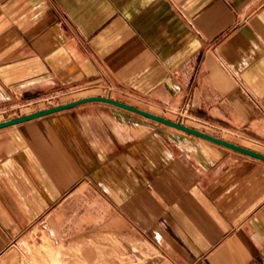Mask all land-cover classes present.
<instances>
[{
    "label": "crops",
    "instance_id": "crops-1",
    "mask_svg": "<svg viewBox=\"0 0 264 264\" xmlns=\"http://www.w3.org/2000/svg\"><path fill=\"white\" fill-rule=\"evenodd\" d=\"M54 94L264 154V0H0V123ZM43 225H108L133 264H264V161L82 103L0 129V264Z\"/></svg>",
    "mask_w": 264,
    "mask_h": 264
},
{
    "label": "rangeland",
    "instance_id": "rangeland-1",
    "mask_svg": "<svg viewBox=\"0 0 264 264\" xmlns=\"http://www.w3.org/2000/svg\"><path fill=\"white\" fill-rule=\"evenodd\" d=\"M62 101V97L54 94L33 107L45 110ZM179 115L174 121L182 124ZM111 228L107 225L92 230L78 229L70 237L56 240L51 230L43 225L30 233L28 240H19L11 249L26 264H133V252ZM135 248L139 249V246Z\"/></svg>",
    "mask_w": 264,
    "mask_h": 264
},
{
    "label": "water",
    "instance_id": "water-1",
    "mask_svg": "<svg viewBox=\"0 0 264 264\" xmlns=\"http://www.w3.org/2000/svg\"><path fill=\"white\" fill-rule=\"evenodd\" d=\"M92 101H101V102H107V103L116 105L118 107L130 110L132 112H136L138 114H141L143 116L151 118V119H153L155 121L161 122V123L169 125L171 127H174L176 129H179V130L184 131L186 133H189V134L204 138V139H206L208 141H211L213 143H216L218 145L227 147L229 149L238 151L240 153H243V154L249 155V156H251L253 158H256V159H259L261 161H264V154L259 153L257 151H254V150H251V149H248V148H244L242 146H239V145H236L234 143H231V142H229L227 140L218 138L216 136H213L211 134H208V133H205L203 131L197 130L195 128L188 127L186 125H183L181 123L172 121L170 119L157 116V115L152 114L150 112H147V111L138 109L136 107L130 106L128 104H125V103H122V102H118V101L112 100L110 98L99 97V96L82 98V99H79V100L74 101V102L62 104V105H59V106H55V107H52V108H48V109H45V110L34 112L32 114H29V115H25V116H21V117H18V118L11 119V120H7L5 122H1L0 123V129L6 128V127H9V126H12V125L24 123V122H27V121H31V120H34V119H37V118H40V117H43V116H47V115H50V114H53V113H56V112H59V111H62V110L77 106V105H80L82 103L92 102Z\"/></svg>",
    "mask_w": 264,
    "mask_h": 264
}]
</instances>
